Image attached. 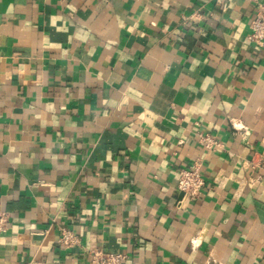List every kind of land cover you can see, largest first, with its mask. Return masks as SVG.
<instances>
[{
  "label": "crops",
  "instance_id": "1",
  "mask_svg": "<svg viewBox=\"0 0 264 264\" xmlns=\"http://www.w3.org/2000/svg\"><path fill=\"white\" fill-rule=\"evenodd\" d=\"M264 0H0V264H264ZM199 136L214 145L206 148ZM204 186L182 198L177 170ZM61 229L77 245L57 244Z\"/></svg>",
  "mask_w": 264,
  "mask_h": 264
},
{
  "label": "built area",
  "instance_id": "2",
  "mask_svg": "<svg viewBox=\"0 0 264 264\" xmlns=\"http://www.w3.org/2000/svg\"><path fill=\"white\" fill-rule=\"evenodd\" d=\"M255 4L258 0H252ZM249 42L259 47H264V13L256 10L254 17L249 24ZM199 142L206 148L214 145L207 136H199ZM204 186V181L200 174L199 163H194L189 167L177 170L176 188L182 198L190 199L199 195ZM7 214L0 212V232L5 230ZM57 244L63 248H71L77 245V237L69 230L61 229ZM125 256L122 254L103 253L100 250H93L90 254V264H122Z\"/></svg>",
  "mask_w": 264,
  "mask_h": 264
}]
</instances>
